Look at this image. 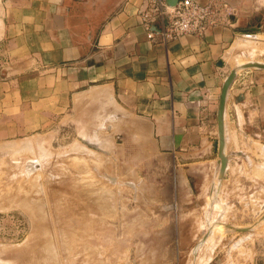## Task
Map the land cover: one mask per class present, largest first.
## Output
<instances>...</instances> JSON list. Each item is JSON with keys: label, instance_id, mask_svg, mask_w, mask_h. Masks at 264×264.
Listing matches in <instances>:
<instances>
[{"label": "crops", "instance_id": "1", "mask_svg": "<svg viewBox=\"0 0 264 264\" xmlns=\"http://www.w3.org/2000/svg\"><path fill=\"white\" fill-rule=\"evenodd\" d=\"M222 1L231 12L227 24L201 37L164 42L159 24L152 38L140 24L143 0H3L0 141L48 131L62 121L105 124L94 115L90 95L106 92L118 107L109 121L123 113L128 122L116 131L150 137L160 155L175 158L194 179L192 170L208 162L217 166L221 86L233 68L264 64V0H257L262 4L253 17L238 12V0ZM223 125L226 173L243 166L234 154L255 152L264 159V70L237 71ZM203 184L204 177L198 188Z\"/></svg>", "mask_w": 264, "mask_h": 264}, {"label": "rangeland", "instance_id": "2", "mask_svg": "<svg viewBox=\"0 0 264 264\" xmlns=\"http://www.w3.org/2000/svg\"><path fill=\"white\" fill-rule=\"evenodd\" d=\"M238 1L247 17L262 4ZM90 96L105 124L0 141V264H264L263 158L234 154L243 166L208 162L194 179L150 137L116 131L126 116L109 121L106 92Z\"/></svg>", "mask_w": 264, "mask_h": 264}, {"label": "built area", "instance_id": "3", "mask_svg": "<svg viewBox=\"0 0 264 264\" xmlns=\"http://www.w3.org/2000/svg\"><path fill=\"white\" fill-rule=\"evenodd\" d=\"M143 1L146 7L139 12L140 24L148 38L154 36L152 28L159 24L157 34L164 42L182 36L201 37L208 28L227 24L231 14L222 0H209L204 5L196 0H178L174 7H168L165 0Z\"/></svg>", "mask_w": 264, "mask_h": 264}, {"label": "water", "instance_id": "4", "mask_svg": "<svg viewBox=\"0 0 264 264\" xmlns=\"http://www.w3.org/2000/svg\"><path fill=\"white\" fill-rule=\"evenodd\" d=\"M178 0H165V3L168 7H174L177 4ZM165 23V21H164ZM244 69H260L264 70V64H245L242 66H237L233 68L229 74L226 76L219 94L218 107L216 111V125H217V167L219 168V172H224L226 170L227 165V156L222 152V148L224 147V131H223V112H224V104L226 100L227 91L232 84L237 71ZM224 173L222 174V179Z\"/></svg>", "mask_w": 264, "mask_h": 264}, {"label": "bare ground", "instance_id": "5", "mask_svg": "<svg viewBox=\"0 0 264 264\" xmlns=\"http://www.w3.org/2000/svg\"><path fill=\"white\" fill-rule=\"evenodd\" d=\"M255 64V63H254ZM96 95V94H95ZM93 96V95H92ZM92 98H94V97H92ZM111 100V99H110ZM77 102H79V101H77ZM97 103V102H96ZM111 105H113V107H110L111 108V110H112V108H113V111L116 109V108H118V107H115L114 106V104H111ZM115 107V108H114ZM100 108V107H99ZM102 110V109H101ZM111 112V111H110ZM102 113V112H101ZM104 115H105V113H103ZM102 114V115H103ZM103 117V116H102ZM120 117V116H119ZM123 120H124V118H123ZM108 122V121H107ZM119 122V121H118ZM22 144H24V143H22ZM27 147H28V144H27ZM30 148V147H29ZM31 149V148H30ZM29 149V150H30ZM16 150V149H15ZM16 152V151H15ZM34 161V160H33ZM35 163V162H34ZM38 162L36 161V163L35 164H37ZM28 166V165H27ZM39 166V165H38ZM32 171V170H31Z\"/></svg>", "mask_w": 264, "mask_h": 264}]
</instances>
